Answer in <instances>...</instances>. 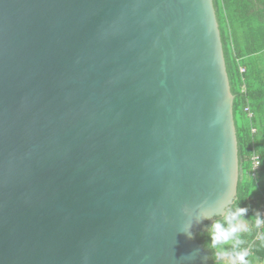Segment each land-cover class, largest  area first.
<instances>
[{
    "label": "water",
    "instance_id": "95a60500",
    "mask_svg": "<svg viewBox=\"0 0 264 264\" xmlns=\"http://www.w3.org/2000/svg\"><path fill=\"white\" fill-rule=\"evenodd\" d=\"M232 100L212 0H0V264H211Z\"/></svg>",
    "mask_w": 264,
    "mask_h": 264
},
{
    "label": "trees",
    "instance_id": "16d2710c",
    "mask_svg": "<svg viewBox=\"0 0 264 264\" xmlns=\"http://www.w3.org/2000/svg\"><path fill=\"white\" fill-rule=\"evenodd\" d=\"M220 33L225 68L233 95L239 176L236 197L222 216L194 232V238L208 251L211 264H227L215 259L220 248L231 251L232 244L210 247L209 230L215 221L235 207L247 208L244 219L250 231L242 233L244 245L250 248V264L264 260V241L257 238L264 229H256L253 219L262 218L264 205V0H212ZM247 108L248 111L244 110ZM251 112V115L248 114ZM259 156V166L251 170V157ZM225 223V227H226Z\"/></svg>",
    "mask_w": 264,
    "mask_h": 264
},
{
    "label": "clouds",
    "instance_id": "9594fccd",
    "mask_svg": "<svg viewBox=\"0 0 264 264\" xmlns=\"http://www.w3.org/2000/svg\"><path fill=\"white\" fill-rule=\"evenodd\" d=\"M244 110L248 111L247 108H244ZM248 114L251 115V112H248ZM247 211V208L237 206L234 210L228 211L225 217L226 227L225 223H221L220 221H215L211 225L209 235L211 241L210 247L212 249H217L219 246L229 243L233 246L231 251L223 248L216 251L215 259L217 261H227V264H250V248L242 246L245 242L241 238L242 233H248L250 231L249 223L244 219ZM204 218H208L207 215ZM253 223L256 229H264V218L259 213L254 217ZM257 238L264 241V231L258 233Z\"/></svg>",
    "mask_w": 264,
    "mask_h": 264
},
{
    "label": "built area",
    "instance_id": "2783aa9c",
    "mask_svg": "<svg viewBox=\"0 0 264 264\" xmlns=\"http://www.w3.org/2000/svg\"><path fill=\"white\" fill-rule=\"evenodd\" d=\"M251 162H252V170H253V173H254V170H256L259 166V156L258 155H253L251 157ZM261 214L262 216L264 215V205H263V208L261 210Z\"/></svg>",
    "mask_w": 264,
    "mask_h": 264
},
{
    "label": "crops",
    "instance_id": "0c3cea01",
    "mask_svg": "<svg viewBox=\"0 0 264 264\" xmlns=\"http://www.w3.org/2000/svg\"><path fill=\"white\" fill-rule=\"evenodd\" d=\"M261 263H259V264H263L264 263V260H262V261H260ZM257 262H254V263H252V264H258Z\"/></svg>",
    "mask_w": 264,
    "mask_h": 264
},
{
    "label": "rangeland",
    "instance_id": "374dc122",
    "mask_svg": "<svg viewBox=\"0 0 264 264\" xmlns=\"http://www.w3.org/2000/svg\"><path fill=\"white\" fill-rule=\"evenodd\" d=\"M224 262L227 263V261H224ZM258 262L261 263L260 261H258ZM258 262H257V263H258ZM259 263H258V264H259ZM263 264H264V263H263Z\"/></svg>",
    "mask_w": 264,
    "mask_h": 264
}]
</instances>
